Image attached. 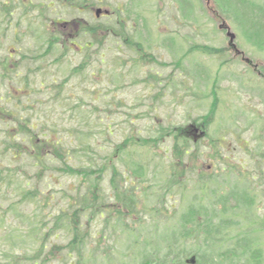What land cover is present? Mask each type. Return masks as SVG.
<instances>
[{
  "label": "rangeland",
  "instance_id": "374dc122",
  "mask_svg": "<svg viewBox=\"0 0 264 264\" xmlns=\"http://www.w3.org/2000/svg\"><path fill=\"white\" fill-rule=\"evenodd\" d=\"M43 1L0 0L1 104L10 110L15 106L21 121L35 126L41 138L60 142L71 165L96 168V162H105V156L129 136L151 141L162 127L196 125L207 115L215 89L221 107L216 122L207 130L216 140L225 136L224 157L218 161L211 158L206 138L197 164L214 176L203 196L204 205L214 202L219 213L210 217L207 207L199 219L205 227L189 223L175 228L192 212L190 208L198 207L199 193L193 187L195 174L188 179L186 196L177 189L166 194L168 177L163 170L169 169L173 143L165 139L160 149L141 148L135 154L136 161L149 165L150 171L137 193L142 210L127 223L134 234L128 235L125 226L114 229V220L110 226L100 217L89 221L91 215L86 212L81 224L90 233L79 259L67 249L73 239L67 218L73 219L82 197L90 195L87 186L80 185V177L62 173L64 164L51 157L38 163L28 155L19 160L4 155L6 132L12 126L3 122L0 264H142L146 259L169 257L172 261L178 253L183 259L177 264L195 259V264H264V106L254 84L246 87L240 82L243 73L247 81L248 77L255 79L254 72L240 54L229 49L227 36L229 29L243 58L259 61L264 68V39L261 32L253 31L260 25L254 26L252 21L242 24L239 14L232 11L228 19L218 3L228 5L230 0H105L113 15L101 19L94 17L93 10L70 8L66 0H55L53 10L47 8L52 0L42 8ZM90 2L97 7L98 0ZM4 7L14 10L10 24L3 15L7 13ZM75 18L102 29V36L107 37L104 46L96 44L90 50V36L81 33L68 41V52L60 43L46 59L41 57L55 35L49 30L51 21ZM78 26L57 30L73 35ZM125 37L130 38V44L123 41ZM250 39H258L259 46L254 48ZM138 45L143 46L142 52ZM196 46L229 52L223 58L202 55L193 52ZM142 53L149 62L141 60ZM179 60L183 62L180 71L175 66ZM85 62V70L80 74L74 71ZM156 74L161 75L160 85L155 83ZM154 153L159 156L152 163ZM131 165V156L116 162L120 178L122 173L128 174ZM112 174L110 168L103 177L106 204L114 203ZM23 190L31 191L32 198L16 205ZM222 195L230 197L229 214L216 203ZM174 229L177 236L171 234ZM184 233L193 237L186 238ZM135 235L141 236L138 243ZM168 242L174 243L172 251L167 250Z\"/></svg>",
  "mask_w": 264,
  "mask_h": 264
},
{
  "label": "trees",
  "instance_id": "16d2710c",
  "mask_svg": "<svg viewBox=\"0 0 264 264\" xmlns=\"http://www.w3.org/2000/svg\"><path fill=\"white\" fill-rule=\"evenodd\" d=\"M230 2L228 1V5L223 4L221 1L218 3L219 7L221 8L222 14L224 13L228 17V19H231V16L227 14H231L232 11L233 14H239V17H241L240 22H242V24H246L252 21V25H260V38L264 39L263 0L260 4H258L257 0H230ZM10 17L7 18L10 19ZM235 21L238 20L235 19ZM85 29L86 31H88L87 27ZM101 31L102 29L95 28L91 32L96 34V40L94 39V37L92 38L96 41V43H98V46L100 45L102 48L107 37H105V35L102 36ZM104 32L107 31L105 30ZM123 41L130 44L129 37H125ZM251 42L254 46L255 41H253V39H250V43ZM60 43L63 45L65 52H68V50H70L68 43H66L63 38H61L59 35L54 36L52 34V36L48 40V47L45 51V54L41 57H44V59H46V56L51 55L52 51ZM262 45L264 47V43ZM142 51L143 46L138 45V52ZM193 52H198L202 55L207 54L210 56H218L220 58L224 57V54H226V52L222 49H214L209 46H196L193 49ZM15 53L16 52H13V55H15ZM141 56L142 61L149 62L147 56L144 53H142ZM182 65V60H179L175 63V66L179 71L182 70ZM222 65H226V63L223 62ZM163 66H165V64H163ZM86 67H88V62L80 65V68L75 69L74 71L79 72L78 74H80V71L85 70ZM156 75L158 76H156L157 80L155 81V83L160 85L162 81L158 79H160L161 75ZM241 78L242 77H240V82H243L244 86L246 87L249 84L253 83L255 93H257L256 82L252 77L251 79L248 77L247 81V74H244L243 78ZM170 85H172V83H170L169 86ZM173 85L175 84L173 83ZM59 87H61V90L64 91L62 85ZM211 95H213L214 101L210 105V109L207 115L201 118L199 122H196V124L198 127H203V130L206 131V136L203 139L207 138V140L210 142H208L212 152L210 156L213 160L218 161L224 157L222 151L225 149L224 143L226 140L223 134V137L220 136V138L216 140L209 135L207 130L208 127L216 122L217 115L221 107V100L219 99L217 91L215 89L212 90ZM2 100L3 97H0V124L4 122L5 126H12V128L9 127L6 132V139L4 140V150H6V153L3 154H9L13 160H19L22 159L24 155H28L30 158L35 159L38 163L51 157L52 159H56L60 163L64 164V167H62V173L74 177H80L81 181H83L80 182V185H83L84 187L87 186V191L90 193V195L82 197L83 200L81 201V204L78 206V208L75 209L73 213V219L71 218V216L70 219L67 218L68 223L70 220L69 227L71 230L69 232H71V238H73L72 241L67 245V249L72 255L78 254L79 259H82L83 248L86 245L87 235L90 233V231L88 229L86 231V228H84V226H82L81 224L82 218L86 217V212H88V216L91 215L89 221L95 220L96 218L100 217L105 221V225L110 226V222L114 220V224L116 225L114 229L125 226L124 231L127 232L128 235L134 234V232L130 230V225L128 226L127 223H129L130 221L132 222L135 218H137L136 214H138L139 211L142 210L143 205L140 201H138L137 193L140 187H142V185L148 180V173L150 171L149 165H140V162L136 161L135 154L136 151L141 150V148L147 151L149 150V147L152 146L160 149L163 145H165L163 144L165 139H171L173 143L170 150L171 162L169 163V169L163 170V173H165V175L168 177L166 180V185L164 186L165 192L168 191L166 194L169 196L172 189H177L182 193L183 196H186L189 190V184L187 185L188 179L191 177L190 175L195 174L197 176V180L193 183V187H195V190L199 193L198 207L190 208L189 210H192V212L189 213V215H185L182 222L180 221L181 225H178V227L175 228L178 229L180 228V226L185 228L189 223H196V226L199 229H201V227H205L203 226L204 224H202L203 221H199V219L200 217H202V210L207 209V207L208 209H210V217L219 213V211L215 209V205L217 204H213L214 202H211L208 205H204V201L206 200V198H204L203 196H205L209 188L208 186L212 182L214 176H212L211 173L209 174L208 170L205 167L199 166V164H197L199 158L202 155L199 149L201 143L203 142V139L196 141L193 136H191L190 132L187 131L189 129L186 126L184 127L174 125V127H162L159 136L157 138H151V141H147L148 139H144L141 136H129L128 138H125V140L120 142V144H118V147L114 151L108 153L105 156V162H102L101 165L96 162V168H92L90 166H82L80 165V163L79 165H71V158L66 155L63 150L64 147H62V144L60 142H53L51 141V139L41 138L38 133H35V126L27 123L26 121H21V116L18 115L15 106L10 110L8 109V107H5L1 104ZM163 154L165 156L166 152L163 151ZM125 155L128 157H132V165L130 168L128 167V174L125 176L124 173H122L123 178H120L121 173L118 168H116L115 164L116 162H118V160L123 159ZM152 155L153 163V160L159 155H157L156 153ZM110 168L111 170H113L110 184L111 191L113 192L114 196V203L109 202V204H106L105 202H103V196L105 195H102V184L104 183L103 177ZM229 168L230 170L233 169V167L231 166H229ZM156 174L157 171L153 173V175ZM221 191L222 189L220 190V192ZM21 193V200H19L16 205L29 202L30 198H32L33 195L29 190L28 192L23 190ZM229 200V196L222 195L220 196V199L216 201V203L223 205L224 212H226L227 214H229V210L227 209ZM161 205L162 207H164V202H162ZM158 206L159 205H156L155 209ZM172 207H175V205H172ZM155 209L153 210V212L155 211ZM195 210H199V212L195 213ZM196 214H199V216H196ZM171 234L177 236V232L175 231V229ZM171 234H169L168 236L170 237ZM187 235V233H184V237L186 238L193 237L191 235L188 237ZM140 239V235H135L136 243H138ZM173 244L168 242L167 250L172 251ZM177 255L176 259H172V261L169 260V257H166L146 259L142 264H177L183 259L180 256V259H178L179 257ZM187 264H190V262L187 261Z\"/></svg>",
  "mask_w": 264,
  "mask_h": 264
},
{
  "label": "flooded vegetation",
  "instance_id": "af4514ba",
  "mask_svg": "<svg viewBox=\"0 0 264 264\" xmlns=\"http://www.w3.org/2000/svg\"><path fill=\"white\" fill-rule=\"evenodd\" d=\"M90 1L91 0H66V3H67V5H69L70 8H74L76 10H81L82 9L81 11H83V12H89V11L93 10L94 17H96V18H97V12L101 9L100 10V16L97 19H101V17L102 18L107 17L105 15V8L109 4L106 3L105 0H98L97 7H95L94 2H90ZM263 2H264V0H263ZM43 3H47V0H44L43 2L40 3L42 8H44V4ZM72 6H74V7H72ZM54 7H55V0L54 1L52 0V2L48 5L47 8L53 10ZM3 9H4L5 12H7V13L3 14L5 17H10V15H11V17L14 16V10H12V9L8 10L6 7H4ZM5 9H7V10H5ZM82 19L75 18V19L68 20L67 22H64L63 20H59V19H57L55 21L53 20V21H51L52 22V27L54 28L53 29V33L59 32V30H57V29L59 27H61V26H66V28H67V26L68 27L70 26V27L74 28V26L80 25V26L76 27L77 29H75L73 35H68V34H66V33H64L62 31H60L59 34H62L65 37H67V35H68L69 38L68 37L67 38L63 37V39H65V42H68V41L72 40V38H75V39L79 38V35L81 33H84L86 36L89 35L90 38L96 36V34L91 32L96 27H93L91 24H89L88 22H85L84 19L83 20ZM11 22L12 21H10V23ZM86 27H87L88 31H86V29H85ZM255 29L257 30V32H260V28L256 27V28H254V31H255ZM254 41L256 42L255 45H254V48H255V46L258 47L259 46L258 45V39L254 40ZM90 44H91L90 48L93 47L94 44L92 42ZM80 49H83V48H80ZM230 49L235 51V53H237L238 55L240 54L241 59H244L243 58L244 54L241 53L240 51H238V49L233 48L231 45H230ZM244 61H246V64L250 68H252L251 69L252 71H254L259 102H261L260 105L264 106V68L260 67L259 61L257 63L253 62L252 60L250 62V60H247V59L246 60L244 59ZM242 71H248V70H242Z\"/></svg>",
  "mask_w": 264,
  "mask_h": 264
}]
</instances>
